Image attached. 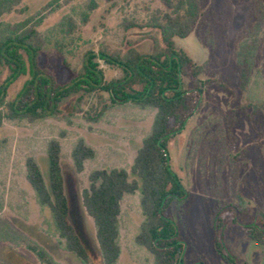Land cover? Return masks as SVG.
Returning a JSON list of instances; mask_svg holds the SVG:
<instances>
[{
    "label": "rangeland",
    "instance_id": "1",
    "mask_svg": "<svg viewBox=\"0 0 264 264\" xmlns=\"http://www.w3.org/2000/svg\"><path fill=\"white\" fill-rule=\"evenodd\" d=\"M200 1L202 21L189 37L174 39L176 47L201 67L204 94L186 128L170 143L171 167L187 195L172 200L166 213L177 225L186 264H233L216 253V238L235 264H264V246L249 236L254 227L264 233V0ZM255 5L261 9V20L251 28ZM0 7V33L35 27L38 34L32 43L42 51L40 63L61 84L81 71L88 51L124 55L133 47L151 54L164 48L154 27L168 11L162 0H9ZM207 21L226 27L221 46L213 52L202 43ZM24 22H29L27 28ZM56 41L63 54L53 47ZM244 44L252 69L248 88L241 90L233 83ZM99 61L107 81L122 77L119 68ZM10 74L8 66L0 65V87ZM26 80L20 78L9 88L8 100L16 98ZM183 80L186 88L192 86L190 75ZM214 81L228 84L232 92ZM76 103L77 97L65 101L57 117L35 123L5 119L0 126V264H46L34 246L47 252L50 264H83L66 249L52 214L38 204L26 179L30 157L48 178L47 145L53 139L62 145L70 219L89 249V264H104L97 227L83 207L82 192L90 187L89 177L96 170L130 169L151 134L156 110L112 104L107 93L86 97L80 112ZM250 117L255 118L254 127ZM81 140L96 155L78 173L72 153ZM140 200L139 191L124 197L118 264H153L150 253L135 242L144 220Z\"/></svg>",
    "mask_w": 264,
    "mask_h": 264
},
{
    "label": "trees",
    "instance_id": "2",
    "mask_svg": "<svg viewBox=\"0 0 264 264\" xmlns=\"http://www.w3.org/2000/svg\"><path fill=\"white\" fill-rule=\"evenodd\" d=\"M6 1L9 0H0V6ZM162 2L168 11L162 15L160 23L154 25L160 31L164 44L162 50L146 54L131 47L124 55L105 50L88 51L83 57L81 71L65 84L59 83L53 73L41 65L42 51L32 43L38 34L35 27L0 33V65L8 66L11 71L0 87V126L5 119L35 123L57 117L63 112L62 104L75 97V110L80 112V104L86 97L101 93H107L115 105L133 104L156 110L151 134L143 140L130 169L96 170L89 177L90 187L82 192L83 207L97 227L96 237L104 264H118L120 260L122 203L127 194L138 191L144 220L135 237L136 244L150 253L153 264H186L177 225L166 213L172 200L187 195L181 178L171 167L170 143L182 133L199 109L204 83L199 78L201 67L184 50L176 47L174 39L189 37L202 21L203 12L200 0ZM252 13L250 27L256 28L261 20L260 7L255 5ZM215 22L209 21L204 35H201L203 45L212 52L221 46L219 40L226 34V27ZM28 23L24 22L23 28H27ZM130 25L145 27L136 23ZM53 47L63 54L59 41L54 42ZM245 50L246 44L242 45L241 64L233 83L241 90L248 88L252 69V58ZM99 60L119 68L122 77L107 81ZM185 75L192 77L189 88L185 87ZM23 77L27 80L16 98L8 100L9 88ZM214 83L222 90L232 92L228 84ZM250 120L254 127L255 118L250 117ZM95 155V150L81 140L72 153L76 171L83 172L85 163ZM47 156L48 178L36 160L30 157L26 160V179L34 189L38 204L52 214L53 227L66 249L83 264H89V249L70 219L71 203L66 192L62 145L58 140L49 141ZM262 231V228H250L249 236L264 246ZM214 248L225 261L236 263L217 238ZM32 250L43 263H51L44 249L34 246Z\"/></svg>",
    "mask_w": 264,
    "mask_h": 264
}]
</instances>
